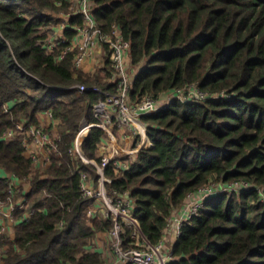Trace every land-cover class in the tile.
Here are the masks:
<instances>
[{"label":"trees","instance_id":"1","mask_svg":"<svg viewBox=\"0 0 264 264\" xmlns=\"http://www.w3.org/2000/svg\"><path fill=\"white\" fill-rule=\"evenodd\" d=\"M91 2L100 29L111 34L120 27L132 64L142 67L131 92L135 103L192 85L227 95L174 101L142 116L148 146L128 170L106 169L107 189L130 196L143 235L157 245L191 194L213 184L248 183L250 190L208 199L183 223L169 264H264V0ZM69 7L68 0H0V101L16 102L8 113L0 106V168L19 179L34 176L26 209L15 214V239L0 237V246H10L3 264H106L89 247L113 222L92 220L94 200L81 188L80 172L98 179L97 169L70 153L82 122H95L98 96L69 88L110 89L103 80L113 70L107 61L104 77L85 75L74 67L78 49L60 59L73 30L53 53L44 49L51 14L69 13ZM71 25L82 26L83 18L72 16ZM47 111L61 122V141L50 167L38 174L23 143L3 135L19 123L41 126L39 115ZM103 135L92 129L80 138L87 158L98 164ZM6 196L0 179V198ZM126 227L128 244L133 228Z\"/></svg>","mask_w":264,"mask_h":264},{"label":"built area","instance_id":"2","mask_svg":"<svg viewBox=\"0 0 264 264\" xmlns=\"http://www.w3.org/2000/svg\"><path fill=\"white\" fill-rule=\"evenodd\" d=\"M69 16H81L83 18V25L74 30L81 37L79 52L74 58V67L80 69L85 61L92 57L97 50L107 47L111 69L113 70V77L111 78L113 83L110 89L97 85L88 86L83 84L69 88L77 89L79 94L91 92L98 96V101L93 107L95 122H89L86 119L82 122L76 145L70 151L73 157L76 158L78 156L77 148L80 146V138L88 136L92 129H100L105 134L114 136L116 132L128 128L132 135L141 138L137 143V149L132 152V155H135L136 152L145 148L144 146L141 148L142 144L140 143L147 135L148 126L141 120L142 116L164 111L174 101L188 103L196 100L208 101L225 97L226 94L206 93L201 91L198 85H192L188 88L173 90L162 95L158 100L145 96L140 102L135 103L132 100L131 92L134 80L142 67L132 64L131 44L123 38L119 27L114 26L111 34L103 32L94 17L91 0H71ZM67 42L69 40L66 37L56 40L54 35L46 33L42 45L48 53H53L61 44ZM73 50L71 45L67 47L62 51L60 59ZM136 67L138 69L132 71ZM0 106L6 113L11 109L9 102L2 103L0 101ZM45 114L51 122L58 123V119L54 117L52 111H47ZM3 140L8 142L21 141L25 147V155L32 162L33 170H36L38 167L47 170L51 165L52 157L58 154L61 136H53L42 126H26L24 123H19L15 129H9L4 133ZM40 151L44 152L43 156H41ZM87 161L89 162V160ZM91 162L96 165L98 171L101 173L99 187H91L89 185L90 174L80 172L81 188L85 197L93 199L95 202H103L106 205V210L101 214V219L113 222V227L109 233L112 240V250L116 257V264H169L173 259V252L168 250L167 247L168 236L170 234L175 232L177 236H180L183 223L197 216L208 199L219 195L218 191L220 189H224V193H232L233 191L240 192L241 190L244 192L250 190L252 187L245 182L221 185V187L220 185H213L191 194L183 209V216L179 218L172 217L169 220L162 241L157 245H152L145 237L141 236L138 220L134 215L133 201L130 199V196L127 193L119 194L114 191L111 192L105 184V171L108 167L113 165L116 170L126 171L137 160L134 163L128 160H121L117 152H115L110 156H103L99 165L94 161ZM33 178V175H29L22 180L31 182ZM0 179L4 180L6 184L7 194L5 199L0 198V216L4 220L13 222L16 212L26 209L25 197L21 194L19 187L12 178L0 177ZM31 215L32 212L25 217V220H28ZM126 226L133 228V242L128 244H126L125 237L127 232ZM5 233L6 226L1 224L0 236H5ZM0 264H3L1 259Z\"/></svg>","mask_w":264,"mask_h":264},{"label":"crops","instance_id":"3","mask_svg":"<svg viewBox=\"0 0 264 264\" xmlns=\"http://www.w3.org/2000/svg\"><path fill=\"white\" fill-rule=\"evenodd\" d=\"M68 1L70 2L71 0H68ZM51 18L53 19V23H51L50 26L47 27L45 30L47 31L48 34L54 35L56 40L57 39L59 40L61 37L67 38V36L65 34L66 31H68V30L74 31L79 27V26L71 25L72 17L69 16V13H66L64 11H62L60 13H52ZM119 29H120V27H119ZM120 31H121V29H120ZM80 44H81V37H79L76 34L75 37L70 41V45L72 46L73 49L79 50ZM107 61H110L109 50L107 47H105V48H102L100 50H97L92 57L87 59L85 61V63L82 65V67L80 68V71L83 72L85 75L90 76V77H94L96 75H101L104 77L106 74V63H107ZM110 69H111V66H110ZM95 72H97V73H95ZM112 77H113V73L111 74V76L109 78L104 79L103 82L106 84L108 83L109 85H112V83H113L111 81ZM9 103H10L11 108L16 104L15 101H10ZM39 119H40V123H41L40 125L42 127H44L48 132H50L53 136H55V137L61 136V126H60L61 122L59 120L57 121L58 123L51 122L48 119L45 112L41 113L39 115ZM140 140H141V138L132 135V133L130 132V130L128 128H126L120 132H116L114 134V136H111L109 134L104 133L102 140H101V143L98 145V149L96 151V156L101 159L103 156H106V155L110 156V155L114 154L115 152H117V154H118L119 158H121V160H128V161H131L132 163H134V162H136L138 154L140 153L141 150L139 152H136L135 155H132L133 154L132 152L137 149V147H138L137 143ZM76 142H77V140L75 141L74 146L76 145ZM140 144H142L141 148H143V146L144 147L148 146L147 135L144 138V140L141 141ZM77 150H78V156H77L78 158H81L85 163L87 162L86 164H90V165H93L94 167H96V165L94 163H92V162L90 163V161H94V162H96V161L88 159L87 156L85 155V153L83 152L81 146H79V148H77ZM40 152H41V156H43L44 152L43 151H40ZM87 160H89V162ZM96 164H98V163L96 162ZM96 169H97V167H96ZM34 171L38 174H43L46 172V170H43L42 167H38ZM116 172L118 173L120 171L116 170ZM97 175H98V179H96L93 175L90 174L91 179L89 180V185L93 188L99 187V179L101 178V173L98 171V169H97ZM0 177L12 178L15 181V183L17 184V186L19 187L21 194L24 196L27 195L32 189L31 182L23 181L22 179L17 178L13 174L8 173L7 171H5L4 169H1V168H0ZM107 182H108V178L105 175V184ZM133 208H134V204H133ZM105 210H106V205L103 202H95L94 201L93 207H92V213H91L92 220H103V219H101V214ZM27 215L28 214H26L25 217ZM181 216H183V210L175 212L173 215V218H179ZM103 221H105V220H103ZM1 224L6 226V233H5V236H3V237L0 236V237L2 239H9L11 241L14 240L15 239L16 226L18 224V220L16 219V216H15V220L13 222L8 221V220H4L3 217L0 216V226H1ZM138 224H139V222H138ZM90 225H93V223L91 222ZM139 229L141 231V236L145 237L142 233L141 228H140V224H139ZM101 236L106 237L107 239H109L110 242H112L109 232H106V233L99 232L96 234L95 238L92 240L91 245L89 247V250L90 251H97V252L101 253L105 262L108 261L107 259H110L111 261L116 262L115 254L112 253V256H111V254L107 251L105 246H103L101 244V242H100ZM178 238H179V236H177L175 234V232L168 236V241H167L168 250L173 252V248H174ZM9 250H10V246L7 244L0 246V259L2 262L4 261V258L7 256ZM106 264H108V263L106 262Z\"/></svg>","mask_w":264,"mask_h":264},{"label":"rangeland","instance_id":"4","mask_svg":"<svg viewBox=\"0 0 264 264\" xmlns=\"http://www.w3.org/2000/svg\"><path fill=\"white\" fill-rule=\"evenodd\" d=\"M47 33V31L44 29V36H45V34ZM138 68L136 67V68H133L132 69V71H136ZM77 70H80V69H77ZM95 73H97V72H95ZM94 73V74H95ZM97 76V75H96ZM101 87V86H100ZM188 87H190V86H187V88ZM173 93V92H172ZM224 95H225V93H223ZM225 97H227V95H225ZM214 186H218L219 184H213ZM220 187H221V185H220ZM223 188V187H222ZM224 190V189H223ZM223 190H219L218 191V193L219 194H222V193H224V191ZM241 190V189H240ZM243 190H241V192H242ZM203 206H205V204L203 205ZM100 242H101V244L103 245V246H105V248L107 249V251L111 254V256H112V253H114L113 252V250H112V244H111V242L109 241V239H107L106 237H104V236H101V238H100ZM108 261H106L108 264H116L114 261H111L110 259H107Z\"/></svg>","mask_w":264,"mask_h":264}]
</instances>
